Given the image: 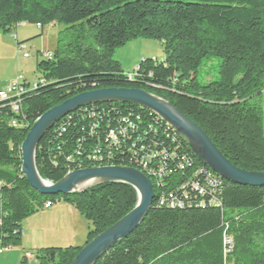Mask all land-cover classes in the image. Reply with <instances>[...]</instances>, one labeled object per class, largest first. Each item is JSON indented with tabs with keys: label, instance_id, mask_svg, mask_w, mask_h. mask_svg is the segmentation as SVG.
Returning <instances> with one entry per match:
<instances>
[{
	"label": "trees",
	"instance_id": "trees-1",
	"mask_svg": "<svg viewBox=\"0 0 264 264\" xmlns=\"http://www.w3.org/2000/svg\"><path fill=\"white\" fill-rule=\"evenodd\" d=\"M55 23L67 27L71 41L51 57L41 53L35 89L0 99L4 246L20 247L23 221L48 202L73 205L89 222L86 244L137 206L138 193L126 184L45 196L21 173V146L31 127L50 109L84 92L145 90L200 126L234 166L264 172L263 117L255 102L264 91V0H0L4 33L20 24L43 30ZM87 33L92 42L86 41ZM139 38L160 42L165 59H144L130 76L113 56ZM211 54L220 61L218 79L201 84L196 75ZM117 127L127 131L116 145L109 131ZM151 138L159 144L152 152L141 150ZM147 154L143 171L153 182L154 204L141 225L96 264H264V188L218 177L148 109L122 102L82 108L44 136L36 164L43 180L57 183L71 170L135 167ZM226 239L233 240L234 253L225 254ZM82 248L42 249L36 260L72 264ZM23 264H28L24 258Z\"/></svg>",
	"mask_w": 264,
	"mask_h": 264
},
{
	"label": "water",
	"instance_id": "water-1",
	"mask_svg": "<svg viewBox=\"0 0 264 264\" xmlns=\"http://www.w3.org/2000/svg\"><path fill=\"white\" fill-rule=\"evenodd\" d=\"M114 102L135 104L160 116L187 141L202 163L226 181L245 187L264 188V172H247L234 166L200 126L168 101L140 89H100L81 93L47 111L31 127L21 146V173L34 190L45 196L82 193L98 185L121 183L133 187L139 199L129 214L84 245L72 264H96L141 225L154 204L153 182L134 168L102 166L74 170L57 183L45 181L39 174L36 164L38 148L44 136L57 123L82 108Z\"/></svg>",
	"mask_w": 264,
	"mask_h": 264
},
{
	"label": "rangeland",
	"instance_id": "rangeland-1",
	"mask_svg": "<svg viewBox=\"0 0 264 264\" xmlns=\"http://www.w3.org/2000/svg\"><path fill=\"white\" fill-rule=\"evenodd\" d=\"M66 29L67 27L60 23L48 25L43 30L38 25L21 24L9 33L0 31V91H4L18 76H24L30 83L38 80L40 73L37 72V63L44 60L41 53L49 52L53 55L59 47L64 48L72 38L70 34L65 33ZM15 36L30 52L31 57L29 59L23 58V54L19 53ZM61 39L63 42L59 43ZM86 41L92 42L89 33H87ZM113 59L119 60L118 62L125 74H132L139 67L142 60L156 59L163 61L165 53L160 42L139 38L117 49ZM219 62L214 54L203 59L196 75L201 84H208L218 79ZM255 102L262 110L264 132V91ZM31 262L37 263L38 261L33 260Z\"/></svg>",
	"mask_w": 264,
	"mask_h": 264
},
{
	"label": "crops",
	"instance_id": "crops-1",
	"mask_svg": "<svg viewBox=\"0 0 264 264\" xmlns=\"http://www.w3.org/2000/svg\"><path fill=\"white\" fill-rule=\"evenodd\" d=\"M21 231V246L0 253V264H23L25 253H32L36 260L37 252L42 249L83 247L87 242L89 222L73 205L61 202L24 220Z\"/></svg>",
	"mask_w": 264,
	"mask_h": 264
},
{
	"label": "built area",
	"instance_id": "built-area-1",
	"mask_svg": "<svg viewBox=\"0 0 264 264\" xmlns=\"http://www.w3.org/2000/svg\"><path fill=\"white\" fill-rule=\"evenodd\" d=\"M39 27V26H38ZM15 39L17 40V37L15 36ZM17 46H18V51L19 53H22L23 54V58L25 59H29L31 57V54L30 52H28L25 48V45L24 44H18L17 43ZM45 56L46 57H51V54L49 52H45ZM130 76H132V74H130ZM26 80L27 78H25L24 76H19L17 77V79L12 82L10 85H8L6 87V89L4 91H1L0 92V99L1 100H9L10 98L12 97H18L20 96L23 92H24V89L25 88H28V89H35L37 87V83L34 81L32 83H30L28 80H27V83H26ZM26 86V87H25ZM14 109L15 110H18V107L16 105H14ZM158 116V115H157ZM160 117V116H159ZM161 118V117H160ZM162 119V118H161ZM163 120V119H162ZM126 120H124L125 122ZM164 121V120H163ZM165 122V121H164ZM167 123V122H166ZM168 124V123H167ZM168 126L170 128H172L169 124ZM129 127V126H128ZM150 129L151 127H149L147 129L148 133H150ZM173 129V128H172ZM174 130V129H173ZM127 129L124 128H115V129H111L109 131V136H110V139L117 145L119 144L120 142V136H124V134L126 133ZM175 131V130H174ZM176 132V131H175ZM170 137V136H168ZM181 137V136H180ZM143 139V136L141 137V135L139 134V141ZM159 142H157V140L151 138V139H148V141L144 144H141V150H144L145 148L147 149H151V152H152V146H156L158 145ZM78 154V153H77ZM80 155V154H78ZM150 158V155L147 154L145 155L143 158H139L138 161H135V167H130V168H134V169H137L139 170L140 172H142L143 174L144 171L146 168H147V164H148V160ZM89 159L92 160V161H95L97 159V157L95 155H89ZM103 159V158H101ZM81 160V158L79 159ZM132 162V160H131ZM108 166H115V165H108ZM102 167V166H101ZM120 167H128V166H120ZM86 169V168H85ZM77 170H81V169H77ZM211 170V169H210ZM74 170H71L69 171L68 173L72 172ZM212 171V170H211ZM67 173V174H68ZM215 173V172H214ZM216 174V173H215ZM218 177H220L218 174H216ZM222 178V177H220ZM223 179V178H222ZM152 181V180H151ZM53 205L48 202L44 205L43 209H49L51 208ZM225 246H226V250H225V254H230L233 252V249H234V243H233V240L232 239H226L225 240ZM12 247L10 246H4L1 241H0V253L2 252H7L9 250H11ZM24 259L25 261L28 263V262H31L33 260H35V256L32 254V253H25L24 254ZM226 264H234V263H231V262H227Z\"/></svg>",
	"mask_w": 264,
	"mask_h": 264
}]
</instances>
